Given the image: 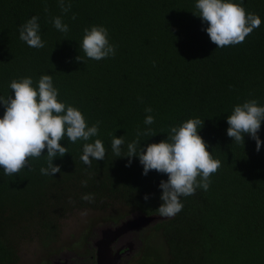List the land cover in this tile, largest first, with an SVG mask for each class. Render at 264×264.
I'll return each mask as SVG.
<instances>
[{"label":"trees","instance_id":"1","mask_svg":"<svg viewBox=\"0 0 264 264\" xmlns=\"http://www.w3.org/2000/svg\"><path fill=\"white\" fill-rule=\"evenodd\" d=\"M195 3L72 0L64 13L58 0H0V95L11 94L15 78L30 75L35 82L50 73L59 99L80 108L89 124L101 122L98 138L106 148L105 160L88 166L80 159L84 142L65 138L68 153L54 159L62 170L55 176L40 173L46 154L13 176L0 169V264H19L25 243L49 247L59 241L75 210L107 212L106 220L114 222L133 212L159 213L158 185L167 175L150 170L145 176L138 158L129 167L127 157L111 151L113 135L131 141L149 127V106L156 134L142 143L166 139L171 125L199 117L200 134L221 161L208 190L182 197L179 213L152 225L167 248V264H264V145L257 152L247 134L244 144L227 135L235 104L250 98L264 103V0H243L262 23L242 43L225 47L210 40ZM34 14L46 41L41 49L19 39V26ZM57 15L69 24L67 34L51 23ZM93 24L109 29L116 55L78 62L83 29ZM259 134L264 140V123ZM85 193L95 194V201L83 200ZM145 193L151 194L147 201Z\"/></svg>","mask_w":264,"mask_h":264},{"label":"clouds","instance_id":"2","mask_svg":"<svg viewBox=\"0 0 264 264\" xmlns=\"http://www.w3.org/2000/svg\"><path fill=\"white\" fill-rule=\"evenodd\" d=\"M58 3L64 13L71 9L72 0H58ZM195 8L194 14L207 25L205 30L217 47L242 43L262 23L259 14L246 10L243 0H196ZM51 23L63 34L70 31L62 16L52 17ZM19 39L31 48L46 46L38 15H32L19 26ZM79 49L84 55L80 54L75 59L85 63L86 59L100 61L114 57L117 45L110 41L106 26L93 24L83 29ZM9 87L10 95H0V105L4 107L0 115V169L5 175L13 176L22 169H31L32 159L45 154L46 166L40 167V173L45 176L61 173V166L54 163V159L68 153L67 146L61 143L65 138L68 143L84 142L80 159L85 165L91 166L94 160H105L106 148L98 138L101 122L89 124L80 108L59 99L60 90L50 73L41 74L35 82L30 75L20 76L11 80ZM145 112L148 115L144 124L149 127L138 129L131 141H126L124 135H113L111 151L116 158L127 157L126 166L129 167L133 158H138L145 176L150 170L167 175V179H162L158 185L162 190L159 213L151 214L161 215L165 217L162 220H166L182 210V197L193 195L198 188L209 189L211 175L220 168L221 161L209 151L208 142L200 134L204 120L199 117L171 125L166 139L142 143L156 134L150 127L155 123L151 114L153 109L146 107ZM262 123L264 103L257 98L245 99L235 104L227 116V135L236 143L244 144L247 134L255 140L259 152L264 145L259 134ZM82 184L87 186V181H82ZM150 197L151 194H144V200ZM81 198L94 202L95 194L85 193ZM133 213L114 222L115 226ZM152 225L154 223L149 225L150 228Z\"/></svg>","mask_w":264,"mask_h":264},{"label":"rangeland","instance_id":"3","mask_svg":"<svg viewBox=\"0 0 264 264\" xmlns=\"http://www.w3.org/2000/svg\"><path fill=\"white\" fill-rule=\"evenodd\" d=\"M85 212L86 214H83ZM107 215H109L107 212L89 209L73 211L63 223L59 241L49 247L42 246L37 241L23 244L19 264H47L48 259L53 254H58L61 251L86 254L84 262L88 261L95 264V260L91 256L96 251L94 242L99 237V230L112 226L109 223L111 220H106ZM149 229L150 226L142 227L139 232L142 241L141 248L137 250L135 257L129 258L126 264H148L147 261L150 264L152 262L154 264H167L168 251L165 244V249H162L159 233H154ZM150 254L152 261L148 257Z\"/></svg>","mask_w":264,"mask_h":264},{"label":"water","instance_id":"4","mask_svg":"<svg viewBox=\"0 0 264 264\" xmlns=\"http://www.w3.org/2000/svg\"><path fill=\"white\" fill-rule=\"evenodd\" d=\"M164 218L165 217L161 215H156V214L144 215L139 212H135L117 226H109V227L101 228L99 230V237L95 240V246L97 248V252H96L97 264H118L119 261H117V259L119 258V253H120V257H122L131 250V247L128 248V245L124 244L119 248L117 254L113 256L110 250L111 241H114L117 237H119L121 234L125 233L126 231L149 226L155 222L161 221ZM125 248L126 250H124V253H122L121 250ZM56 264H70V263L66 261H58L56 262Z\"/></svg>","mask_w":264,"mask_h":264},{"label":"flooded vegetation","instance_id":"5","mask_svg":"<svg viewBox=\"0 0 264 264\" xmlns=\"http://www.w3.org/2000/svg\"><path fill=\"white\" fill-rule=\"evenodd\" d=\"M110 223L112 224V226L116 225L114 223V221H112ZM155 223H157V222H155ZM141 230H142V228L132 229V230L126 231L125 233H123L119 237H117L114 241H111V244H110L111 249L110 250H111V253L113 256H115L117 254V252L119 251V248L121 246H123L124 244H127L128 248L131 247V250L128 253H126L125 255H123L122 257H120V253H119V258L117 259V261H119L118 264H126V262L129 260V258H132L133 255L136 254L137 250L139 248H141L142 241L139 237V232ZM94 246H95V242H94ZM95 250H96L95 254L92 255L91 258L94 259L95 264H97L96 246H95ZM124 250H126V248L121 250V252L124 253ZM148 251H149V247H148ZM70 257H71V259H70ZM85 258H86V254H83V253L61 251L58 254H53L51 256V258L48 259L47 264H56V262H58V261H66L70 264H91V262H88V261L84 262ZM147 263L150 264L149 262H147Z\"/></svg>","mask_w":264,"mask_h":264}]
</instances>
